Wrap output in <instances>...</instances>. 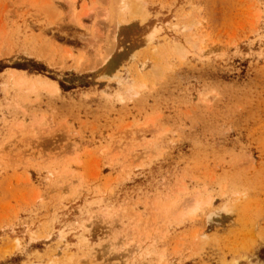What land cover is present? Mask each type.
<instances>
[{"label": "rangeland", "instance_id": "1", "mask_svg": "<svg viewBox=\"0 0 264 264\" xmlns=\"http://www.w3.org/2000/svg\"><path fill=\"white\" fill-rule=\"evenodd\" d=\"M144 2L0 0V264H264V0Z\"/></svg>", "mask_w": 264, "mask_h": 264}, {"label": "bare ground", "instance_id": "2", "mask_svg": "<svg viewBox=\"0 0 264 264\" xmlns=\"http://www.w3.org/2000/svg\"><path fill=\"white\" fill-rule=\"evenodd\" d=\"M114 4H115L114 8L116 10V17L120 18L122 20H125L127 18H130L133 15L138 14L142 8L144 9V6H145L144 0H113V5ZM198 24H200V22L197 20L183 24L182 25L183 27L181 26V28H183V30L188 31V34L184 37L185 39L183 41H175L173 43L172 47L171 46L169 47V46H166L165 44H162L163 48L160 51H157L158 50V49L156 50L157 46H154L153 47L154 50L151 53V59H150L151 66L149 69L150 70L155 69L157 62L160 60L164 61L165 66H167L170 55H172V54H177L179 56V58H181V59L185 58L187 56V54L189 52H192V51L197 52L199 54H202L204 47L202 45L201 37L199 36V34L197 35V33H194V34L191 33L192 29L195 26H197ZM157 29L158 28L155 26L152 29V31L150 32L149 35L152 38L155 36ZM15 73L18 74V77L15 80V83L19 86L23 85V83L27 79H25V76L20 71L14 70L13 75ZM13 75H12V77H13ZM146 77L147 76H145V75L143 77H141L142 81L140 82V84H135V83L131 82L130 86L128 88V91H130L132 94H138L139 90H141V88L147 84ZM38 87L47 88V89H57V85L55 84L54 81L49 80L48 78H44V77L35 78V82H32L30 89L36 90ZM204 203L205 204H211V199L210 198L206 199V201H204ZM202 204H203V201L200 202V200H198V197L196 195L193 199L188 200V202L184 203L183 205H181L180 207H178L175 210V212H174L175 220L177 222H181V221H183L184 217H186V216H190L192 218L195 217L197 211L201 208ZM168 207H171L169 205V203H168V205H166L165 209L169 210ZM225 208L228 209L227 207H225Z\"/></svg>", "mask_w": 264, "mask_h": 264}]
</instances>
